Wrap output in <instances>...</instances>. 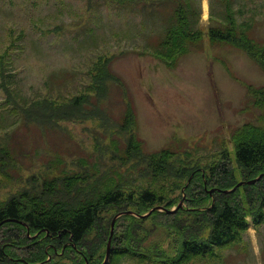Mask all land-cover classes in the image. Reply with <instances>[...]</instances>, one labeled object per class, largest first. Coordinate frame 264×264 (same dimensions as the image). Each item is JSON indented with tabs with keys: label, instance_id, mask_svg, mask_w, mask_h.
<instances>
[{
	"label": "rangeland",
	"instance_id": "obj_1",
	"mask_svg": "<svg viewBox=\"0 0 264 264\" xmlns=\"http://www.w3.org/2000/svg\"><path fill=\"white\" fill-rule=\"evenodd\" d=\"M146 1L132 11L117 0H0V145L9 149L14 164L10 179L0 174V204L33 188L48 164L70 167L76 184L86 185L81 178L86 166L88 183L103 177L110 184L115 176L105 169L118 165L120 181L139 177L142 158L163 148L213 158L228 147L234 157L233 129L247 121L264 124V106L253 104L250 93L264 86V67L238 39L212 41L207 33L215 22L211 11L221 12L222 0H201L203 40L173 63L158 52L170 8L154 3L159 11L153 12ZM237 15L240 23H250L254 42L264 43V0H249ZM17 83L27 97L64 96L65 106L80 97L82 105L74 117L64 115V107L50 120L25 123L9 96L17 93ZM186 187L176 193L181 207ZM159 207L145 215L163 210ZM123 214L107 216L111 249ZM247 218L249 227L235 242L195 264H264V220ZM145 228L148 245L157 235L167 239L150 220ZM110 236L102 248L104 260ZM73 255L80 264L89 260ZM115 264L139 263L126 254Z\"/></svg>",
	"mask_w": 264,
	"mask_h": 264
},
{
	"label": "trees",
	"instance_id": "obj_2",
	"mask_svg": "<svg viewBox=\"0 0 264 264\" xmlns=\"http://www.w3.org/2000/svg\"><path fill=\"white\" fill-rule=\"evenodd\" d=\"M248 1L222 0V11L218 14L211 11L210 17L215 22L207 33L212 41L238 39L264 67V43L254 42L249 35L250 23H240L237 15ZM117 2L120 7L133 6L135 11L143 0ZM233 2L235 7L231 6ZM154 3H164L170 8L169 17L162 22L165 36L158 52L162 60L173 63L203 40L201 0H149L145 6L157 12L159 5ZM16 87L17 93L9 96L13 98L15 114L22 116L25 123L50 120L56 109L64 107L68 109L64 108L63 114L74 117L82 105L80 97L65 106L64 96L30 98L21 93L19 83ZM250 93L253 104L264 106V86ZM231 141L235 160L228 147L213 158L163 148L142 158L145 168L139 177L120 181L122 172L118 165L105 169L115 176V183L110 184H105L103 177L98 183H88L90 168L86 166L81 178L89 187L75 183L77 177L71 176L70 167L60 169L56 164H48L47 174L39 176L42 182L37 181L33 188L0 204V264H80L73 253L87 256L88 264H103L102 248L111 227L107 216L111 219L125 211L135 214L124 213L117 219L118 235L113 237L109 264H115L116 257L126 254L139 264H195L197 260L216 257L219 250L235 242L241 231L249 227L247 216L258 224L264 220V124L247 121L237 126L231 133ZM185 155L189 156L178 158ZM12 160L9 149L0 145V174L7 179L13 176ZM67 168L69 171L65 172ZM52 171L56 174L49 176ZM260 174L263 176L254 183L224 191ZM179 186H187L181 195L185 206L170 212L179 202L176 197ZM211 188L217 190L210 193ZM155 206L164 209H153L145 215ZM149 220L162 234L164 231L167 234V239L157 235L153 246L146 242L145 223ZM68 248L70 256L65 254Z\"/></svg>",
	"mask_w": 264,
	"mask_h": 264
},
{
	"label": "water",
	"instance_id": "obj_3",
	"mask_svg": "<svg viewBox=\"0 0 264 264\" xmlns=\"http://www.w3.org/2000/svg\"><path fill=\"white\" fill-rule=\"evenodd\" d=\"M262 175H263V174H261L260 176H258V177L255 178V179H252V180L241 181V182H239L234 188H232V189H226V190H224V191H226V192H230V191H233L234 189H236V187L241 186V185H243V184H245V183H254V182H256L258 179H260V178L262 177ZM181 206H182V203H180L176 208H173V209H171V210H169V211H170V212L175 211V210H177V209H178L179 207H181ZM159 208H160V209H164L163 207H159ZM123 213L135 214V213L132 212V211H125V212H123ZM113 223H114V222H113ZM112 232H113V231H112ZM111 240H112V233H111V236H110L109 241H108V247H107L106 257H105V260H104L103 264H109L110 255H111V248H110ZM87 264H88V262H87Z\"/></svg>",
	"mask_w": 264,
	"mask_h": 264
},
{
	"label": "bare ground",
	"instance_id": "obj_4",
	"mask_svg": "<svg viewBox=\"0 0 264 264\" xmlns=\"http://www.w3.org/2000/svg\"><path fill=\"white\" fill-rule=\"evenodd\" d=\"M206 5H207V4H206ZM204 13H205V12H204ZM204 13H203V14H204Z\"/></svg>",
	"mask_w": 264,
	"mask_h": 264
}]
</instances>
